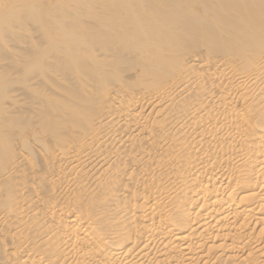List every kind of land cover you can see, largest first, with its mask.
<instances>
[{
	"label": "bare ground",
	"instance_id": "bare-ground-1",
	"mask_svg": "<svg viewBox=\"0 0 264 264\" xmlns=\"http://www.w3.org/2000/svg\"><path fill=\"white\" fill-rule=\"evenodd\" d=\"M0 264H264V0H0Z\"/></svg>",
	"mask_w": 264,
	"mask_h": 264
}]
</instances>
